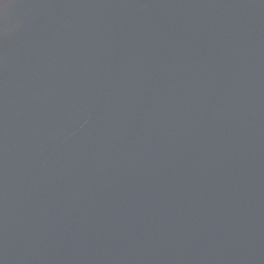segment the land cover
<instances>
[{
  "label": "water",
  "instance_id": "1",
  "mask_svg": "<svg viewBox=\"0 0 264 264\" xmlns=\"http://www.w3.org/2000/svg\"><path fill=\"white\" fill-rule=\"evenodd\" d=\"M0 264H264V0H0Z\"/></svg>",
  "mask_w": 264,
  "mask_h": 264
}]
</instances>
